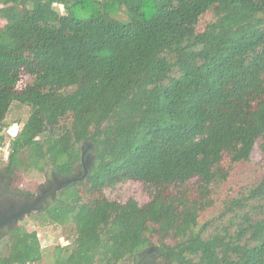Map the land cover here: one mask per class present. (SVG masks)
<instances>
[{"label": "trees", "instance_id": "16d2710c", "mask_svg": "<svg viewBox=\"0 0 264 264\" xmlns=\"http://www.w3.org/2000/svg\"><path fill=\"white\" fill-rule=\"evenodd\" d=\"M0 19V122L27 108L6 174L73 179L51 219L28 215L73 225L51 264H127L152 245L153 264H264V175L213 232L201 222L255 144L264 161V0H0ZM129 180L147 203L104 197ZM3 231L0 264H40L34 230Z\"/></svg>", "mask_w": 264, "mask_h": 264}, {"label": "rangeland", "instance_id": "374dc122", "mask_svg": "<svg viewBox=\"0 0 264 264\" xmlns=\"http://www.w3.org/2000/svg\"><path fill=\"white\" fill-rule=\"evenodd\" d=\"M56 7L58 8V10L62 11V7L60 5H57ZM211 15L212 13L208 12L200 17L197 24V31L203 30ZM118 17L124 18L122 13H119ZM3 23L4 22L0 19V26ZM22 81H25V77H23ZM26 117L27 108L25 106H20L16 103H13L3 121L0 122L1 163H6L9 153L8 147L10 139L17 134ZM66 120L68 122L70 118L68 117ZM11 128L14 129V133H10L9 130ZM84 151L86 152V149ZM51 169V167H44L43 171H38L32 168L28 170H17L15 174L12 175V189L9 188L8 190L7 188L6 191H15L18 194L20 192H30L33 193V195H36L43 187L46 186L47 177H49L50 174L55 179L53 171H51ZM263 175L264 161L262 160V156L257 149V144H255L251 152L249 161L246 163L235 165V168L232 170L228 182L220 188L217 196L218 199L215 202L214 207H211L204 213L201 222H210L209 231L213 232L214 227L218 225V222L220 223V221L214 222L213 219L217 218L219 212L224 209L225 201L243 195L250 187H253L258 182H260V180L263 178ZM151 191L152 189L141 181L129 180L116 185L113 189L106 188L103 191V195L109 200L122 202L126 201L127 199H134L139 205H144L149 201ZM16 195L17 194L13 196L15 197ZM21 195L22 194H19V196ZM55 197L57 199L58 192L55 194ZM55 197L52 201L47 202L45 206L42 207V210L34 211H46V214L48 215L47 217L50 218L55 214L53 213V210H55ZM0 200H2V196L0 197ZM86 200L90 201L91 197H86ZM14 225L23 226L28 231L34 230L36 232L40 246L43 250V258L40 264H51V251L55 244L58 243V241L66 244V239L70 238L73 235V225L68 216L62 217L56 222V224H47L46 222L38 219V217L34 218L33 216L29 217L25 215L16 220L14 222Z\"/></svg>", "mask_w": 264, "mask_h": 264}, {"label": "flooded vegetation", "instance_id": "af4514ba", "mask_svg": "<svg viewBox=\"0 0 264 264\" xmlns=\"http://www.w3.org/2000/svg\"><path fill=\"white\" fill-rule=\"evenodd\" d=\"M0 141H1V137H0ZM1 162L2 161L0 159V197L2 196V200H0V219H2L3 217L15 214V213L27 208L32 203H34L37 200V198L40 197L43 194V192H45L46 190H48L52 186V184L50 182H48L46 184V186L43 187L39 191V193L36 194V195H33V193L29 192L31 195H28V196L21 195V196H19L18 193H17V195L14 197L13 195L16 194L15 191H11V192L10 191L9 192L6 191L7 188H8V190H9V188L12 189L13 176H8L6 174L5 165L7 164V161L4 164L1 163ZM55 180L59 181L58 177H55ZM37 210H39V209H37ZM34 212H38V211H34ZM20 217L21 216H19L17 218H13V219L8 220L5 223L0 225V239L3 236V234H4V231H3L4 227L12 226V225L15 226L14 222L16 220L20 219ZM127 264H129V263H127Z\"/></svg>", "mask_w": 264, "mask_h": 264}, {"label": "water", "instance_id": "95a60500", "mask_svg": "<svg viewBox=\"0 0 264 264\" xmlns=\"http://www.w3.org/2000/svg\"><path fill=\"white\" fill-rule=\"evenodd\" d=\"M10 133H14V129L11 128ZM89 143L87 144V148H89ZM86 148V149H87ZM85 153V151L83 152V154ZM82 154V156H83ZM52 171V169H51ZM50 174V172H49ZM73 179H65L62 181H56L53 176L50 174L49 177H47V181H49L52 186L46 190L45 192H43V194L37 198V200L32 203L30 206H28L27 208L12 214L10 216H6L3 217L2 219H0V225L5 223L8 220H11L13 218H17L19 216L23 217L25 215H28L29 213H31L34 210H42V207L45 206V204L47 202H50L54 199L55 197V193L65 187L69 182H71ZM159 256V252H158V247L155 245H152L148 248L143 249L142 251L136 253L133 257V260L131 263L129 264H153L156 262V259Z\"/></svg>", "mask_w": 264, "mask_h": 264}]
</instances>
